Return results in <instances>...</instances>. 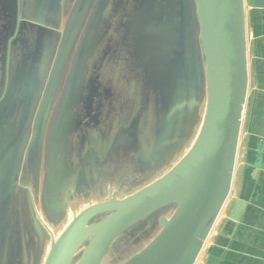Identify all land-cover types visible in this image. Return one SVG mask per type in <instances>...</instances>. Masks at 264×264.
I'll return each instance as SVG.
<instances>
[{"label": "water", "instance_id": "95a60500", "mask_svg": "<svg viewBox=\"0 0 264 264\" xmlns=\"http://www.w3.org/2000/svg\"><path fill=\"white\" fill-rule=\"evenodd\" d=\"M173 2L175 0H171V4ZM40 3L46 24L38 16L34 25L39 30H45L48 25L53 34L49 38L50 52L45 51L40 66L45 82L37 91L39 142L50 112L49 96L57 87L74 40L78 39L79 46L86 45L87 54H90L94 46L91 39L97 36L98 21L108 0H101L99 4L98 0H40ZM250 5L264 8V0H251ZM58 8L68 9L67 17L59 20L60 27L65 20L62 30L55 26ZM169 22L165 25L153 23L145 28L151 31L152 38L147 50L149 60L159 72V82L163 81L160 85L161 116L152 151L163 138L165 146H174L176 150L184 123L188 126L192 123L193 113L198 110L200 96L205 91V108L194 143L175 166L153 182L134 192H124L119 199L109 198L82 210L53 242L46 264H72L75 250L67 244V239L80 223L97 227V230L89 234L85 248L73 264H102L106 253L121 235L149 216L161 213L174 201L176 205L170 215L158 217L159 228L153 237L118 264H195L221 210L225 204L226 208L230 207L249 83L245 0H185L184 6L180 7V19L170 18ZM197 24L203 62L195 44ZM40 41L38 38L35 52ZM54 52L55 60L49 69ZM83 66L84 60L78 70L76 94ZM26 72L27 77L29 71ZM24 85L26 87V83ZM66 87L69 88V83ZM14 93L15 89L10 86L5 100ZM0 106L2 110L5 101ZM64 127L65 123L62 131ZM243 206L244 201L235 200L230 209L231 221L240 219ZM105 212L109 214L97 223L86 224L94 215Z\"/></svg>", "mask_w": 264, "mask_h": 264}, {"label": "flooded vegetation", "instance_id": "af4514ba", "mask_svg": "<svg viewBox=\"0 0 264 264\" xmlns=\"http://www.w3.org/2000/svg\"><path fill=\"white\" fill-rule=\"evenodd\" d=\"M41 12L40 0H3L0 5V103L5 101L2 110L0 106V264H24V255L32 253L29 264H46L55 231L62 232L82 210L99 202L80 207L102 195L98 184L111 166L105 165L109 155H98V144L110 148L119 136L135 134L142 149L150 147L161 116L163 81L149 60L152 38L145 28L180 19V5L170 0H108L65 130L54 140L50 133L39 142L37 91L45 82L40 66L53 34L48 25L45 30L34 25L38 16L46 24ZM37 37L41 41L35 52ZM47 61L46 54V67ZM99 77L110 86L112 116L109 106L99 103L105 89L98 92ZM10 86L15 93L6 101ZM71 210L75 214L68 217ZM95 218L86 224L96 223Z\"/></svg>", "mask_w": 264, "mask_h": 264}, {"label": "rangeland", "instance_id": "374dc122", "mask_svg": "<svg viewBox=\"0 0 264 264\" xmlns=\"http://www.w3.org/2000/svg\"><path fill=\"white\" fill-rule=\"evenodd\" d=\"M101 0H98V4ZM171 2V0H170ZM176 3H179L180 7H183L185 4V0H175ZM247 2V0H245ZM104 9V8H103ZM102 9V12H103ZM68 9H59L58 8V16L55 21V26L60 27L59 20L62 17H67ZM102 14V13H101ZM69 17V15H68ZM85 23V20H84ZM65 26V20L61 23L60 30ZM191 26V24H190ZM189 26V29H190ZM198 27V28H197ZM195 27V44L197 46V51L202 57L203 62V49H202V41L201 36L199 34V26L197 24ZM59 38V37H58ZM78 39L74 40V43L68 53V56L65 60L64 67L62 69L60 78L58 80V84L56 89L54 88L52 93L49 96V104H50V112L47 117L46 126L44 135L41 138V142L47 141L49 139L50 133L52 134V140H54V136L60 132L65 119L68 115L69 109L75 103L76 98V89L75 83L77 80L78 70L81 67L82 61L85 62V57L87 54V46L86 45H78ZM48 52L49 46L46 45ZM55 52L50 57L49 69L52 66L53 61L55 60ZM81 78V71L78 76V80ZM69 83V88L66 85ZM204 85V83H203ZM104 87L105 89L100 93L99 103L103 105L109 106V114H113L114 102L113 97L111 98V89L110 86L107 85L106 82L102 81L101 78H98V92ZM69 89V92H68ZM201 99L198 104V110L193 113V116L190 121V126L184 123V127L180 136L177 138L176 150L174 146L168 145L165 146L166 140L159 139V143L156 148L153 149L154 145V135L152 136L151 145L148 149H142L140 138L135 134L130 135L127 139H125L126 135L119 136L117 142L113 143L110 148L109 144H98V155H102L105 157L108 156V159L105 161V165L110 166V168H106V180L101 178L100 184H98V190H102V195L98 197L92 196L88 198L86 202H81L80 207L87 205V203H91L92 201L98 200L103 201L109 198L119 199L125 195V193H130L136 191L138 188L147 185L148 183L153 182L157 178L164 175L168 172L171 167L175 166V164L184 157V155L189 151L192 144L194 143L198 130L201 125V118L203 115V111L206 103V94L205 91L201 94ZM187 122V121H186ZM134 130H130L133 133ZM242 131V128H241ZM240 140H242V135L240 132L237 155ZM157 141V140H156ZM167 147V149H166ZM109 148V150H108ZM113 148V150H111ZM152 151V152H151ZM170 152L173 154L170 155ZM149 156V157H148ZM138 157V158H136ZM148 157V158H147ZM147 158V159H145ZM237 158V157H236ZM239 176V175H238ZM125 192V193H124ZM176 202H171L166 209L162 210L161 213L158 214V217H167L175 208ZM224 209V208H223ZM226 210V208L224 209ZM75 214V210H71L68 213V217H72ZM109 212L101 213L94 215L91 219L95 218V220H101L105 216H107ZM94 220V221H95ZM97 221V222H98ZM96 222V223H97ZM159 226L157 225L155 230H153L149 236H140L139 238H134L135 235L139 233L138 226L135 225L132 228L127 230L120 238L116 241V245L111 247L109 251L106 253L102 264H118L123 260L129 258L137 250L141 249L151 237L156 233ZM61 231V230H60ZM61 234L59 231H55V234L51 241H55L58 236ZM91 237V236H90ZM134 238V239H133ZM90 238H88L89 240ZM82 247V246H81ZM78 249V251L81 249ZM85 248V246H84ZM78 253V252H77ZM76 253V254H77ZM82 253V252H81ZM34 253L27 256L24 255L26 259L23 261L24 264H29V260L33 258ZM76 259L72 260V264Z\"/></svg>", "mask_w": 264, "mask_h": 264}, {"label": "crops", "instance_id": "0c3cea01", "mask_svg": "<svg viewBox=\"0 0 264 264\" xmlns=\"http://www.w3.org/2000/svg\"><path fill=\"white\" fill-rule=\"evenodd\" d=\"M250 1L245 2L249 83L231 205L219 215L195 264H264V8ZM236 199L245 206L240 219L231 221Z\"/></svg>", "mask_w": 264, "mask_h": 264}, {"label": "bare ground", "instance_id": "6f19581e", "mask_svg": "<svg viewBox=\"0 0 264 264\" xmlns=\"http://www.w3.org/2000/svg\"><path fill=\"white\" fill-rule=\"evenodd\" d=\"M95 230H97V227H86L83 223H80L72 230L67 239V244L71 245L76 253L87 240L89 234Z\"/></svg>", "mask_w": 264, "mask_h": 264}, {"label": "trees", "instance_id": "16d2710c", "mask_svg": "<svg viewBox=\"0 0 264 264\" xmlns=\"http://www.w3.org/2000/svg\"><path fill=\"white\" fill-rule=\"evenodd\" d=\"M158 225V213H155L151 216H149L144 221H141L136 224L139 228V233L134 236V238H139L140 236H149L150 233L155 230L156 226ZM135 227V225H134ZM129 231V230H128ZM140 235V236H139ZM133 238V239H134Z\"/></svg>", "mask_w": 264, "mask_h": 264}, {"label": "built area", "instance_id": "2783aa9c", "mask_svg": "<svg viewBox=\"0 0 264 264\" xmlns=\"http://www.w3.org/2000/svg\"><path fill=\"white\" fill-rule=\"evenodd\" d=\"M223 208H224V209L226 208V204H225V206H224ZM224 209L221 210L220 214H222V212L224 211ZM218 218H219V217H218ZM217 220H218V219H217ZM216 222H217V221H216ZM215 225H216V223H215ZM210 235H211V233H210ZM210 235H209V236H210ZM209 236H208V238H209ZM208 238L206 239V241L208 240ZM206 241L204 242V245H205ZM204 245H203V247H204ZM203 247H202V249H203ZM202 249H201V251H202ZM201 251H200V254H201ZM200 254H199V256H200ZM199 256H198V258H199ZM198 258H197V260H198ZM197 260H196V262H197ZM196 262H195V263H196Z\"/></svg>", "mask_w": 264, "mask_h": 264}]
</instances>
